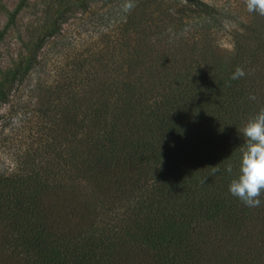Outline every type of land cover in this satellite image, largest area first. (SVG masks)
Instances as JSON below:
<instances>
[{"label":"trees","instance_id":"16d2710c","mask_svg":"<svg viewBox=\"0 0 264 264\" xmlns=\"http://www.w3.org/2000/svg\"><path fill=\"white\" fill-rule=\"evenodd\" d=\"M132 1L90 46L49 53L41 35L3 73L8 106L20 72L42 75L0 174V264H264V194L249 208L229 192L238 131L264 107V16L244 3L226 52L216 5Z\"/></svg>","mask_w":264,"mask_h":264},{"label":"rangeland","instance_id":"374dc122","mask_svg":"<svg viewBox=\"0 0 264 264\" xmlns=\"http://www.w3.org/2000/svg\"><path fill=\"white\" fill-rule=\"evenodd\" d=\"M205 1L216 5L222 13L216 38L219 47L229 52L231 21L241 15L245 0ZM133 3L132 0H0V80L4 72L21 66L30 43L37 42L41 35H51L44 47L49 53L81 50L90 46L85 40L100 37L110 24L122 21L125 6ZM227 7L232 9L233 16L227 14ZM56 28L58 34V30L53 33ZM20 73L11 85L13 97L9 106L0 105V174L12 169L25 145L24 135L35 128V116L40 115L39 105L35 104V97L40 96V63L27 73Z\"/></svg>","mask_w":264,"mask_h":264},{"label":"clouds","instance_id":"9594fccd","mask_svg":"<svg viewBox=\"0 0 264 264\" xmlns=\"http://www.w3.org/2000/svg\"><path fill=\"white\" fill-rule=\"evenodd\" d=\"M249 13L264 16V0H245ZM126 10L133 7L127 4ZM246 75L242 67H237L231 79L237 80ZM250 99L255 100L254 94ZM243 139L239 167L230 180L229 192L239 199L246 207L256 208L261 205V195L264 194V107L250 118L239 131ZM212 175L221 172L219 164L211 167ZM229 174L233 173V165L229 163L224 169Z\"/></svg>","mask_w":264,"mask_h":264}]
</instances>
